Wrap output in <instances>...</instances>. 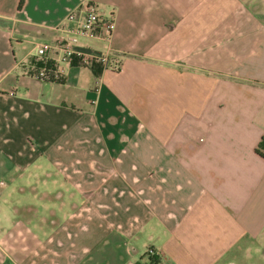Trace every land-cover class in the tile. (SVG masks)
Listing matches in <instances>:
<instances>
[{
  "label": "crops",
  "instance_id": "crops-1",
  "mask_svg": "<svg viewBox=\"0 0 264 264\" xmlns=\"http://www.w3.org/2000/svg\"><path fill=\"white\" fill-rule=\"evenodd\" d=\"M20 1L0 0V195L50 180L63 207L43 239L3 228L0 264H264V0ZM84 1L113 30L74 48L107 67L54 50ZM41 43L61 81L35 77Z\"/></svg>",
  "mask_w": 264,
  "mask_h": 264
},
{
  "label": "built area",
  "instance_id": "built-area-1",
  "mask_svg": "<svg viewBox=\"0 0 264 264\" xmlns=\"http://www.w3.org/2000/svg\"><path fill=\"white\" fill-rule=\"evenodd\" d=\"M62 34L54 42V50L59 52V61L71 63L77 60L78 63L92 66L94 63H100L103 67H107L110 62L108 53H85L75 49L74 45L81 38L104 39L110 40L113 22L111 19H104L95 6L90 2L84 1L78 7L71 10L64 20L56 26ZM53 46L48 43L38 44L34 51L45 63L48 54ZM51 71V72H50ZM61 71L47 70L46 67L35 69V77L38 79L48 80L49 76L53 81L60 78ZM147 254H156L155 250L149 247Z\"/></svg>",
  "mask_w": 264,
  "mask_h": 264
},
{
  "label": "rangeland",
  "instance_id": "rangeland-1",
  "mask_svg": "<svg viewBox=\"0 0 264 264\" xmlns=\"http://www.w3.org/2000/svg\"><path fill=\"white\" fill-rule=\"evenodd\" d=\"M11 183L12 188L18 189L24 181L14 180ZM26 189L30 193L28 196H20L15 190H8L4 195H0V231L8 228L13 234L14 227L19 222H23L28 228L35 229L36 234L43 239L50 232V225H47L46 219L50 217L53 210L59 209L57 207H63V204L55 205L50 198L49 192L54 191V185L50 180L40 181V185L30 182ZM251 259L257 262V258Z\"/></svg>",
  "mask_w": 264,
  "mask_h": 264
},
{
  "label": "trees",
  "instance_id": "trees-1",
  "mask_svg": "<svg viewBox=\"0 0 264 264\" xmlns=\"http://www.w3.org/2000/svg\"><path fill=\"white\" fill-rule=\"evenodd\" d=\"M22 0L19 3V6H21ZM78 62L77 60H73L71 63H76ZM102 65L100 63H94L91 67L92 69H95V67H97L98 69H100ZM41 67H46L47 70H55V65L54 62L51 61L50 59L47 60V62L43 63V62H39V64L37 65V68H41ZM51 72V71H50ZM49 81H53L51 79V76H49ZM57 81H61V77L57 80ZM256 152L264 157V137L261 138L257 148H256ZM159 262V256L156 254H148V260H147V264H158Z\"/></svg>",
  "mask_w": 264,
  "mask_h": 264
}]
</instances>
